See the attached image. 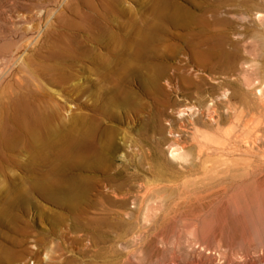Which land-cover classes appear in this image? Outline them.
I'll use <instances>...</instances> for the list:
<instances>
[{
	"label": "rangeland",
	"instance_id": "rangeland-1",
	"mask_svg": "<svg viewBox=\"0 0 264 264\" xmlns=\"http://www.w3.org/2000/svg\"><path fill=\"white\" fill-rule=\"evenodd\" d=\"M68 1L70 2V0H0V37L2 38H0V73H2L0 75L4 73L1 81L3 80V84H7V86L1 85L0 81V89L2 92L5 89L4 94H7L8 89L6 91V88L10 87L8 81L16 75L28 77L26 68L23 66L28 60L39 62L46 56L50 47L48 41L51 42L55 31L59 30L57 27L55 28L57 13L65 8ZM247 1L248 4L244 3L245 7L242 5L243 2L239 3V0H175L186 9L189 15L205 14L209 16L210 8L215 6L219 7L222 12L234 15L261 12L264 19V9L260 6L261 1L258 0L260 3L257 0H255L256 2ZM119 2L124 11V15L117 18L119 29L122 34L134 37L135 31L131 27V21L139 24L144 15H149L148 0H119ZM234 3L235 5H233ZM53 7H55V13ZM252 8L253 10H251ZM231 10L232 12H230ZM50 17L52 18L49 19ZM223 17L226 16L223 15ZM227 19L230 20L228 17ZM231 20V27H236L233 29L231 27L222 28V30L227 31V37L230 36L229 40L234 41L232 33L238 32L239 21ZM31 21L33 23L28 29ZM32 26L36 30L39 28L38 32L36 30L33 32ZM244 26L246 29L244 31L243 27L242 30L243 34L246 32L245 36L247 31L249 33L252 30L253 33L260 31V34L258 33V37L254 39L246 37L244 40V37V42L242 39L241 42L239 39L235 40L241 47L236 59L233 63H229L228 72L225 71L224 65H221L213 75H209L210 67L208 65L205 67L200 58H195L191 54L190 45L184 43L179 37L186 30L173 27L166 30L169 32L168 36L161 43L151 46L144 52V58L136 59L133 62L129 60V65L137 71L134 75L126 77L127 82L124 84L126 88L121 84L115 85L114 80L112 81L110 77L102 79L99 74L92 71V65L88 60L77 61L75 63L77 74L67 85L82 84V82L86 86H89L88 82L93 84L82 100H85L89 106L90 111L87 110V113L92 117L95 116L100 123L98 127H96L97 125L92 126L93 141L98 146L92 152V157L93 160H101L103 164L97 169L74 168L67 173L71 177L81 176L91 180L89 185L91 187L87 191L85 199L79 203L80 206L78 205L73 213V208H69V205H59L41 195L39 189L36 191V189L29 188L35 174L32 175L19 167L2 163L4 168L0 171V191H6L8 185L14 181L20 187L14 190L16 195H25L29 201L20 206L8 208V210L0 206V211L5 209L0 214V264H264V141L262 140L264 138V105L262 106L264 96L260 105L254 94L255 87L252 88V82L248 86L243 84L244 78H251L254 81L257 77L258 82L264 79V61L262 59L264 56H259L261 53L264 54V45L262 44L264 43V35H262V33L264 34V22L257 21V29L251 27V30L247 24ZM48 31L50 32L48 33ZM4 33L6 34L4 35ZM81 36H83L86 45H94L91 44L86 33H81ZM172 44L174 45L172 46ZM170 46L176 47L177 50L171 53L172 47ZM96 48L98 52H105L101 48ZM225 48L227 49V46ZM132 51V48L127 50V52ZM19 54L20 56H18ZM30 54L36 61L32 59V56H29ZM226 61L223 62L225 65ZM157 65L166 66L165 75L160 80V84L164 89H167L165 91L169 101L167 100L168 103L163 106L162 102H159L160 99L156 95L154 96L155 93L150 85L153 67ZM1 67L3 68L1 69ZM9 67L11 68L8 69ZM12 69L16 71L14 72ZM188 69H201L197 75L206 81L204 85L202 84L205 88L204 91L202 85L200 86L205 101L209 99L211 93L217 95L221 92L223 86L220 85L226 79L233 81L235 80L233 78H236L240 83L235 90V92L237 91L235 97L230 95L228 101H221L222 103L217 104V110L222 113L223 118L229 114L226 118L228 121L222 118L219 124L220 131H218L223 133L230 130L231 136L226 140V137L221 136L218 131L217 135L214 131L211 132L212 130L203 128L202 122L207 121L204 112V116L199 118L200 122L194 121L198 127V140L200 141L192 140L194 144L190 139H187L192 136L191 132L189 136H181L177 139L179 140L178 144H184L182 146L186 147H184L185 152L183 151L184 160L178 161L170 156V149L174 148L177 142H171L166 121L172 122L171 126L174 125L173 129L177 131L179 124L175 116L176 110L186 108L189 102L196 104L197 98L192 93L196 77L193 72H190L192 77L190 74L188 76ZM255 72L259 73L258 76L255 75ZM207 76H215L217 80H213L214 83H211L212 80ZM185 77L190 78L192 83H182ZM169 78L177 88L174 87L170 90L165 87L164 80H169ZM257 80H255L256 83H258ZM241 83L243 89H241ZM258 84L255 86L257 87ZM44 85L48 90L58 93L59 97L63 95L61 86ZM183 88L189 89L190 92L185 89L184 92ZM250 91H253V94ZM186 92L192 93L193 99L190 95L189 100L185 98L183 93ZM98 94L100 95L98 96ZM125 94L131 95L129 97L132 100L129 98V106L127 103H121ZM242 101L245 102L242 103ZM98 102L102 109L105 106V114L95 112L96 108L93 107ZM68 104L71 106L73 103L69 102ZM220 104H222V108ZM229 104L232 106L231 109ZM246 107L248 108L246 109ZM259 108L263 111L260 112ZM232 111L234 113L232 116L235 115L234 118L231 116ZM206 133L212 134L208 135L207 140L212 137L219 140L221 145L214 149L212 144L209 145L210 147L206 146L205 148L211 149L210 152L207 151L209 154L204 157L206 153L204 148L203 156L201 154V157H198L195 145H198L196 142H201V139L206 138ZM250 140L254 141L253 144ZM243 141H249V143ZM254 144L258 147L255 148ZM171 146L173 147L170 148ZM235 150L238 153L240 151L243 156L242 160L236 162L231 160V152L234 155L238 154ZM245 150H249L246 151L249 153L252 151L253 155L252 153L246 154ZM253 150L258 152L254 153ZM18 153L20 154L16 159L24 164L26 153L24 151ZM199 160L204 161L199 162ZM38 169L37 175H49L45 173L46 170L44 171L43 167ZM184 172L185 174H183ZM182 174L185 177L181 176ZM57 178V176L56 178L48 176L49 181L54 183ZM173 181L175 182L173 183ZM195 193H197L196 196H194ZM188 197L202 198V200L194 201L191 205L184 207L189 201ZM81 209L84 212H81ZM78 212L86 219H77L75 213ZM191 215L196 216L190 217ZM184 219L185 221H183Z\"/></svg>",
	"mask_w": 264,
	"mask_h": 264
},
{
	"label": "bare ground",
	"instance_id": "bare-ground-1",
	"mask_svg": "<svg viewBox=\"0 0 264 264\" xmlns=\"http://www.w3.org/2000/svg\"><path fill=\"white\" fill-rule=\"evenodd\" d=\"M61 1H63V0H61ZM243 1H245V0H242V1L239 0V3L241 4V2H243ZM246 1L243 2V4H242L243 6H245V4H248V3H246ZM252 1H255V0H252ZM260 1H261L260 6H262V8L264 9V0H260ZM257 2H258V0H257ZM63 3L66 4L67 2L66 3L63 2ZM236 3H238V2H236ZM258 3H260V2H258ZM258 3H255V4H258ZM143 4H144V2H143ZM216 4H218V3H216ZM147 5H148L149 15L148 16L144 15V18H141V20H140L141 22L139 24L135 23L134 21H131V27L135 31L134 32L135 36L133 37L132 35L122 34V32L119 29V25L117 23V18L124 15V11L120 5L119 0H70V2L68 1V4L65 6V8H63L62 10H60L57 13V17H56V23H57L56 25L57 26H55V28L57 27L59 30H56L55 31L56 33L54 31L52 32L53 34L54 33L55 34L54 35L52 34L54 36L52 41L51 42L48 41V44L50 43V47L48 49L46 56L43 59H40L39 62L38 61L34 62L31 60L27 61V60L22 58L23 60L27 61L23 66H25V68H26V72L28 74V77H22V76H17V75L14 77V75H15L14 74L13 75L14 78H12V80L8 81V85H10V87L6 88V91L8 89L7 94L3 93L5 91V89H4L5 87L4 88L2 87L4 89L3 92L0 89V165L2 163L10 164L12 166L19 167L26 172H30L32 175L35 174L33 181L29 185V188L31 190L36 189V191H37V189H39L40 192L42 193L41 195H44V197L52 200V202H55L59 205H64V206L69 205V208H71V207L73 208V211H72L73 213L76 211L75 209L78 208L77 206L79 205V203L85 199L86 193L89 190V188L91 187V186L89 187L91 180L88 178H85V177H81V176H79V177L78 176H72L71 177L67 173L69 172L70 169H74V168L75 169H85V168H88V169H90V168L95 169L96 168L97 169V168H100L101 165L103 164L101 160H99V159L93 160V157H92V152L98 148V146L93 141L94 140V138H93L94 134L91 132L92 126L97 125L96 127H98V125L100 123L97 121L95 116L92 117L91 114L89 115L87 113V110L90 111V109L88 108L89 106H87V103L85 100L84 101L82 100L84 95H86L88 93V91H90V88L93 87V84L91 82L90 83L88 82L89 86H86V84L82 82V84L78 83V84H73L70 86L67 85L73 80L74 76L77 74L76 73L77 66L75 63L77 61L81 62L84 59L88 60L90 62V64L92 65V71H94L96 74H99V76H101L102 79H103V77H105V78L110 77L112 79V81L114 80L115 85L118 86L121 84L124 86V84L127 82L126 77L128 78L129 76L134 75L135 72L137 71V70L135 71L133 66L129 65V60L130 61L132 60L131 62H133L136 59H140L142 57L144 58V52L148 48H150L151 46H154L158 43H161L165 39V37L168 36L169 32H167L166 30L170 27H173V28H182V29L186 30V32L181 36L179 35V37L181 38V40L184 43L190 45L191 54H193L195 56V58H197V59L200 58L202 63L205 64V67H206V65H208L210 67L209 69L211 71H210L209 75H213V73L221 65H224L223 67H224V69H226L225 71L228 72V70L230 69L229 63H233V61L238 56L239 48L241 47V46H238V43L235 40L239 39V41H240L241 39L243 40L244 37H245L244 40L246 39V37L247 38L249 37L250 39L251 38L254 39V38L258 37V35L260 34L259 33L260 31L258 32L259 34L257 32L253 33L254 31L251 29V27L252 28L254 27V29H257L256 22L257 21L264 22V19L261 16L262 14H260L261 12H257V11L254 12L253 14H246V13H248V12H246L244 14L240 13L239 15L238 14L234 15V14L229 13V12H222V11H220L219 7L214 6V7L210 8V11H209L210 15L209 16H206L205 14H201V15L196 16V15H189L187 13L186 9L184 7H182L181 5H179L178 3H176L175 0H148ZM233 5H235V3ZM219 6H221V5H219ZM54 8L55 7L52 8L53 11H54ZM253 8L251 10H253ZM145 10H147V9L145 8ZM53 11H51L52 14H53ZM230 12H232V10ZM54 13H55V11H54ZM138 13H139V11H138ZM223 15L226 17H223ZM227 17L230 18V20L235 19L236 21H239L238 22L239 23V25H238L239 30H242L244 27V31H245L246 26H244V25L247 24L250 27V29L252 30V32L249 30L251 32V34H249L250 32L248 33V31H247V35L245 36L246 32H245V34H243L244 33L243 30H242V32L241 31L239 32V30H238V32L236 31V32L232 33V37H233L234 41L229 40L230 36H229V38L227 37V31L222 30V28L231 27V21L232 20L230 21L229 19H227ZM51 18L52 17H50L49 19H51ZM137 20H138V18H137ZM40 21L41 20H39V22ZM20 22H21V20H20ZM48 22H50V21L48 20ZM21 23H20V26H21ZM32 23H33L32 21L29 22L30 26H28L29 27L28 29H30ZM122 23H123V21L121 22V24ZM235 23L238 24L237 22H235ZM40 24H42V23L40 22ZM39 25H38V27H39ZM35 27H37V26H35ZM45 27H46V25H45ZM235 27L236 26H234L233 28H235ZM11 30H13V29H11ZM31 30H33V32H34L36 29H34V27H33V29H31ZM50 31H48V33ZM37 32H35V33H37ZM83 32L89 36L91 44L92 43L94 44L93 46H89V45L85 44V41L83 38V36H85V35L82 34L83 36H81V33H83ZM229 33H231V32H229ZM5 34L6 33H4V35ZM35 35L37 36V34H35ZM262 35H264V34L262 33ZM262 35H261V37H262ZM31 38H32V36H31ZM31 38H29V39H31ZM44 39H46V38H44ZM258 39H260V38H258ZM244 40L242 42H244ZM29 42H31V40H29ZM186 44H185V46H186ZM262 44L264 45V43H262ZM21 45L23 47H25L23 44H21ZM173 45L174 44H172V46ZM26 46H27V44H26ZM172 46H170V47H172ZM226 46H227V49L225 48ZM96 47H98L99 49L101 48L105 52H103V53L98 52V49ZM242 47H244V46H242ZM131 48L133 49V51L127 52V50L131 49ZM176 50H177L176 47H172L171 53H174ZM165 51L168 52V50H166V49H165ZM43 53H44V51H43ZM45 53H46V51H45ZM217 54H218V56H216ZM22 55H23V51H22ZM260 55L264 56V54L262 55V53L259 54V56ZM18 56H20V54ZM29 56H32V55L30 54ZM42 57H43V55H42ZM187 58H189V57H187ZM32 59L35 60L34 57ZM197 59H196V63H197ZM262 59L264 61V57H262ZM187 61H188V59H187ZM225 61H226V65H225V63H223ZM14 63H15V61H14ZM181 65H183V64H181ZM184 65H185V63H184ZM197 66H199V65H197ZM197 66H196V68H197ZM192 67H194V66H192ZM202 67H204V66H202ZM2 68L3 67H1V69ZM10 68L11 67H9L8 69H10ZM200 68H201V66H200ZM15 69L17 70V68H15ZM12 70L14 72L16 71L14 69H12ZM78 70H80V69H78ZM179 70H180V68H179ZM200 70L188 69L189 72L187 74L189 76L190 72H193V74L196 77V83H193V88H192L193 91L191 90L192 93H194L196 98H197L196 99L194 97V99H196L195 100L196 104L189 102V105L186 108H183L181 110H178V109L176 110L175 116H176V119H178V124H179L178 125L179 129L177 131L173 129L174 125L171 126L172 122L166 121V125H168V127H169V128H167V130L169 129L167 132H168L169 137L171 138V142L173 141V143L179 141L177 139L181 138V136H183V137L189 136V134H191V133H192L191 134L192 136H190L188 138L186 137L187 139H190L191 142H193L195 139L197 141H200V140H198L199 139L198 130H197L198 127L196 126L194 121L198 122L199 118L201 116H204L203 115L204 112L206 113L207 121L202 122L203 123L202 127L207 128L209 131L212 130L211 132L214 131L217 134V131L220 129L219 124L223 118L222 113L218 112V110H217L218 109L217 104L219 102L222 103L221 101H223V102L228 101L229 96L231 95V97H233L235 95V93L237 92V91L235 92V90H237V88L239 87L240 82L238 83L236 78H233V79H235L233 81H229V80L227 81L226 78H223L224 80L225 79L226 80L223 83L220 81L222 83L221 85L219 84V81H218V84L221 87L223 86L222 87L223 89L222 90L220 89L221 92L217 95H214L211 93L209 99L205 101V100H203V98H204L203 97V91L205 89L203 87V85L206 81L204 79H202V77H200V76L198 77V75H199L198 73ZM165 71H166V66H164V65H157V66L153 67L152 78L150 80L151 88H152L153 92L155 93L154 96L156 95L160 99L159 102H162V106L165 105V103H168V101H169L168 95L165 91L167 89H164L160 84V80L164 78ZM181 71L184 72L183 70H181ZM202 71L204 72V70H202ZM0 74H2V73H0ZM257 74H259V73L255 72V75H257ZM3 75H4V73H3ZM3 75H0V81H1V78ZM247 75H249V74H247ZM190 76L192 77L191 74H190ZM207 78L212 80L211 83H214L213 80H217V79H215V76H213V77L207 76ZM256 78L254 79V81H252L251 78H249L251 80L244 78L245 81L243 79V82H244L243 84L248 86L252 82L251 85H253L252 88L255 87L253 91H255L254 94L258 99L257 102L262 103L263 102V96H264V79H262L261 82L259 81L260 82L259 83ZM142 79H144V78H142ZM258 79H259V77H258ZM170 80H171V78H169V80L168 79L164 80L165 87L170 89V90L174 87L177 88V86L175 84H173V82ZM224 80H222V81H224ZM255 80H257V82L259 84L256 83ZM248 81H250V82H248ZM189 82L192 83L190 78H187V77L183 78L182 83L186 84ZM44 84H49V85L59 86V87L61 86L63 95L61 97H59L60 95L58 93L48 90ZM255 84H258L257 87L255 86ZM1 85L7 86V84H3V82ZM66 85H67V87H66ZM201 85L203 87V91L200 89V88H202V87H200ZM213 86H212V88H214ZM240 86L242 87L241 89H243L242 83ZM215 87H217V86H215ZM184 89L185 88H183L184 92H185V90L189 91V89H185V90ZM209 89H210V87H209ZM177 92H176V94H177ZM189 92L188 93L186 92L187 94L183 93L184 97L188 98V100L190 99V96L192 94V93L189 94ZM246 92H248V91H246ZM252 92L250 91V93H252ZM99 95L100 94H98V96ZM239 95L241 96V94H239ZM129 96L131 97L130 94H125L124 99H122L123 101L121 103H123V104L127 103V105H128V102L131 99ZM187 96H189V97H187ZM251 97L253 98V95H251ZM206 98H208V97H206ZM191 99H193V97ZM238 99H241V98H238ZM253 99H255V98H253ZM170 101H171V99H170ZM69 102H72L73 104L71 106H68V105H70V104H68ZM99 102H98V104L96 103L95 107H93V108H96L95 109L96 113L105 114L104 113L106 110V109L104 110L105 106L102 109V106ZM173 102H174V100H173ZM244 102L242 101V103H244ZM261 103H260V105H261ZM129 104H131V103H129ZM245 104H243L244 107H245ZM248 104H247V106H248ZM169 105H170V103H169ZM221 105L222 104H220V107H221ZM263 105H264V102H263L262 106ZM230 107H232V106H230V104H229V108ZM247 108L248 107H246V109ZM254 108H255V105H254ZM219 110H221V109H219ZM242 110H245V109H242ZM249 111H251V110H249ZM261 111H263V109H260V112ZM223 112H226V110L225 111L223 110ZM233 114L234 113L232 111L231 116ZM228 115H227V117H228ZM227 117H224V118L226 119ZM234 117H235V115L232 116V118H234ZM231 120H233V119H231ZM94 129H95V127H94ZM229 131L230 130L225 131L223 133L221 131L219 133H221L220 134L221 136L222 135H223V137L225 136L226 137L225 139L227 140V138H229L231 136ZM208 135H212V134L206 133L205 139H201L202 140L201 142H196V144L198 143V145H195V146H197V156L198 157L202 153L204 154L205 149H206L205 150L206 153L204 154V157L207 154H209L208 152H210L211 149L208 147L205 148L206 146H209L212 144L213 149H214V147L218 148L221 145L219 140L213 139L212 137L209 140H207V137H209ZM252 140H250V142ZM262 140L264 141V138ZM182 141H184V140H182ZM190 141L188 140V142H190ZM243 142H247V141H243ZM253 142L254 141H252L251 143L253 144ZM180 143H181V141H180ZM228 143H231V142H228ZM234 143H235V141H234ZM247 143H249V141ZM175 144L176 145L174 148H172L173 146L170 147V148H172V149H170V156L173 159H176L178 161H183L185 158L184 157V155H185L184 154V152H185L184 147L185 146L183 147L182 145H184V144H178V142ZM186 144H188V143H186ZM171 145H173V144H171ZM191 145H192V143H191ZM253 146H255V144ZM234 147H236V146H234ZM252 147H251V149H253ZM257 147L258 146L256 145L255 148H257ZM249 148H250V146H249ZM258 149H260V148H258ZM228 150H226L227 152L226 151L225 152L228 153ZM19 151H24V153H26V155H27L26 161L24 164H22V161L20 163L18 161V159H16L18 157L17 155L20 154V153H18ZM100 151H101V149H100ZM246 151H249V150H245V152ZM233 152H234V150H233ZM233 152H231V155H232L231 160L233 162H236L238 160L243 159V156L240 153V151H239L240 154L236 151V153H238V154H236L237 157H235L236 155H234ZM243 152H244V149H243ZM255 152H258V151H254V153ZM213 153L214 152L212 151V155H213ZM250 153H252V151ZM250 153L246 152V154H250ZM203 154H202V156H203ZM229 154H230V152H229ZM210 155H211V153H210ZM252 155H253V153H252ZM256 155H257V153H256ZM200 160H199V162L204 161V160H202V161H200ZM258 164H260V163H258ZM1 166H3V165H1ZM1 166H0V171H2L4 168V166L3 167H1ZM6 166H9V165H6ZM40 167L41 168L43 167L44 171L46 170L45 173H47L49 175H45V176H43L42 174L37 175L36 172L39 170L38 168H40ZM188 168H189V166H188ZM189 170H190V168H189ZM189 170H186V172L187 171L189 172ZM193 170H195V168H193ZM243 172H245V171H243ZM183 174H185V172ZM183 174L181 176H183ZM192 174H194V172ZM176 175H177V173H176ZM48 176L49 177L52 176L55 178L57 176L58 178L56 179V181L54 183L52 181H49ZM178 176L180 177V175H178ZM183 177H185V175ZM225 178H227V177H225ZM229 178H231V176H229ZM174 182L175 181H173V183ZM215 182H216V180H215ZM222 182H223V180H222ZM16 185H18V184L14 183V181H13L11 184L8 185V188L6 189V191H4V192L0 191V206L7 208V210H8V208L11 209L14 206H20V205L27 203L29 201L28 197L26 198L25 195H21V194L16 195V192L14 190L20 188L19 185L18 186H16ZM213 188H215V187H213ZM213 188H212V190H213ZM221 189H223V188L221 187ZM221 189L219 188L220 191H221ZM204 190H206V189H204ZM207 190H208V188H207ZM208 192H207V194H208ZM197 193H198V191H197ZM197 193H195L194 196H196ZM210 193H212V192L210 191ZM218 193H219V191H218ZM207 194H205V195L207 196ZM191 196H193V195H191ZM216 197H214V198H216ZM188 200L189 201L184 205V207L191 205L194 201L199 202L202 200V198H190V197H188ZM105 202H107V201H105ZM88 205H89V201H88ZM92 205H91V207H92ZM91 207L89 206V208H91ZM1 210L4 211L5 209L3 208ZM2 211H0V214H2ZM78 211H79V209H78ZM80 211L84 212V211H82V209ZM75 214H76L77 219H80V220L86 219L84 216L81 215V213L79 214V212L75 213ZM194 216H196V215H193V216L191 215L190 217H194ZM183 221H185V219ZM209 263H210V260H209Z\"/></svg>",
	"mask_w": 264,
	"mask_h": 264
}]
</instances>
